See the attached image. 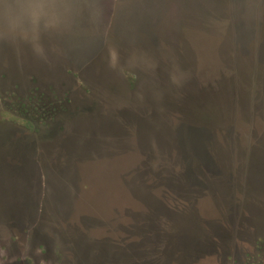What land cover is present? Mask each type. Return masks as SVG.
Masks as SVG:
<instances>
[{
	"label": "rangeland",
	"instance_id": "374dc122",
	"mask_svg": "<svg viewBox=\"0 0 264 264\" xmlns=\"http://www.w3.org/2000/svg\"><path fill=\"white\" fill-rule=\"evenodd\" d=\"M100 4L50 64L0 48V264L264 255V0Z\"/></svg>",
	"mask_w": 264,
	"mask_h": 264
},
{
	"label": "clouds",
	"instance_id": "9594fccd",
	"mask_svg": "<svg viewBox=\"0 0 264 264\" xmlns=\"http://www.w3.org/2000/svg\"><path fill=\"white\" fill-rule=\"evenodd\" d=\"M101 16L100 0H0V48L50 64L52 56L63 53V42L87 34L84 25L95 28ZM129 63L153 77L155 94L159 62L149 53L136 50L129 54ZM166 71L169 83L177 88L188 78L174 55Z\"/></svg>",
	"mask_w": 264,
	"mask_h": 264
},
{
	"label": "trees",
	"instance_id": "16d2710c",
	"mask_svg": "<svg viewBox=\"0 0 264 264\" xmlns=\"http://www.w3.org/2000/svg\"><path fill=\"white\" fill-rule=\"evenodd\" d=\"M231 103L225 102L223 105L222 103L216 106V104L211 106V110H196L194 115H196L200 120L206 121V123L214 122V120L221 121L224 119H227L229 117V107ZM263 240V239H262ZM261 241V240H260ZM263 243V241H261ZM257 246L259 248L262 247L259 242L257 243ZM246 262L248 264H262L264 262V255L259 253V250L257 248L256 251L251 252L250 254H247ZM257 262V263H256Z\"/></svg>",
	"mask_w": 264,
	"mask_h": 264
},
{
	"label": "flooded vegetation",
	"instance_id": "af4514ba",
	"mask_svg": "<svg viewBox=\"0 0 264 264\" xmlns=\"http://www.w3.org/2000/svg\"><path fill=\"white\" fill-rule=\"evenodd\" d=\"M43 138V137H42ZM6 173L9 175V172L6 171Z\"/></svg>",
	"mask_w": 264,
	"mask_h": 264
}]
</instances>
